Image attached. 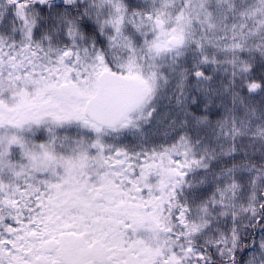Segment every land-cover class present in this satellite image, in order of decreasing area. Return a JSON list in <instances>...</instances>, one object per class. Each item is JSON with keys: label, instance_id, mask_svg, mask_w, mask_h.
Masks as SVG:
<instances>
[{"label": "snow or ice", "instance_id": "snow-or-ice-1", "mask_svg": "<svg viewBox=\"0 0 264 264\" xmlns=\"http://www.w3.org/2000/svg\"><path fill=\"white\" fill-rule=\"evenodd\" d=\"M0 264H264V0H0Z\"/></svg>", "mask_w": 264, "mask_h": 264}]
</instances>
